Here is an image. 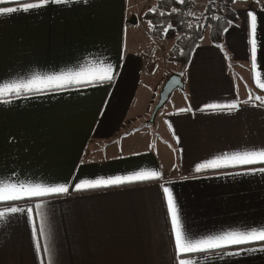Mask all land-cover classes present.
I'll return each mask as SVG.
<instances>
[{"label": "crops", "instance_id": "0c3cea01", "mask_svg": "<svg viewBox=\"0 0 264 264\" xmlns=\"http://www.w3.org/2000/svg\"><path fill=\"white\" fill-rule=\"evenodd\" d=\"M251 2L236 9L237 22L221 43L205 39L182 74L170 71L150 100L144 91L158 63L154 72L145 71V45L142 36L136 43L131 28L151 7L146 0H69L0 16V81L87 73L101 68L102 61L114 67L108 83L22 93L0 103V181L69 186L65 194L0 202V210L25 209L0 224V264H178L180 258L193 264H264V241L178 257L163 192L171 190L192 238L264 226V172L259 170L264 164L195 171L216 156L264 146V90L256 82H264V2ZM248 12L257 17L255 71ZM166 33L163 40L173 39L172 29ZM172 74L184 85L175 105L155 119L154 134L137 131L133 127L140 120L150 124ZM232 101L239 110L205 108ZM145 169L159 171L162 178L75 188L82 179ZM37 203L47 218L51 253L37 250V243H46L39 235Z\"/></svg>", "mask_w": 264, "mask_h": 264}, {"label": "snow or ice", "instance_id": "6c2138e0", "mask_svg": "<svg viewBox=\"0 0 264 264\" xmlns=\"http://www.w3.org/2000/svg\"><path fill=\"white\" fill-rule=\"evenodd\" d=\"M69 0H0V5L15 4L16 6L0 7V16H7L18 11L28 12L29 10L39 9L52 4H66ZM86 2V0H85ZM181 3L184 0H180ZM258 2V0H257ZM151 10V9H150ZM250 25V45H251V62L253 71L257 67V17L254 12L247 13ZM264 47V43H262ZM97 70H89L87 73L81 69L77 72H61L55 75L41 76L33 74L29 78H11L0 81V103H8L9 97H19L22 93L40 92L52 88H64L71 85L81 84H103L111 82L114 78V67L111 63H104ZM259 88L264 90V82L256 81ZM251 99V97L249 98ZM259 99V97H257ZM239 104L236 101L230 103H212L205 105L207 109H222L231 111L239 110ZM185 111L184 109L180 110ZM171 127V125H170ZM178 139V138H177ZM264 164V146L256 150H246L242 152H234L231 155L216 156L212 159L205 160L196 165L195 171L200 172L204 169H217L221 167L235 165H253ZM264 172V168L259 169ZM162 178V174L157 170H141L134 171L128 176H115L107 179H82L75 185L77 191L94 189L98 187L119 186L123 183L143 182L147 180H158ZM69 191L66 183H28L23 182L11 183L0 181V202L16 201L21 199L43 198L50 195L65 194ZM165 198L167 200L168 213L171 218L172 233L174 236V247L177 256L192 254L196 252H206L209 250L219 249L232 245H243L253 241H264V226L252 228L249 231H230L216 236H207L203 238H192L184 229V225L179 214V209L171 190L167 187L163 188ZM43 205L37 203L35 205L36 215L41 217V227L39 235L44 236L46 243L41 246L37 243V250L43 247L45 253H51L49 243V234L45 232V223L47 218L41 212ZM25 209L10 206L4 210H0V224L6 223L9 214L24 212ZM29 218L32 219L33 210L27 209ZM33 235H37L35 224L33 225ZM238 254V253H237ZM178 264H193L190 259L180 258Z\"/></svg>", "mask_w": 264, "mask_h": 264}, {"label": "trees", "instance_id": "16d2710c", "mask_svg": "<svg viewBox=\"0 0 264 264\" xmlns=\"http://www.w3.org/2000/svg\"><path fill=\"white\" fill-rule=\"evenodd\" d=\"M237 1L240 0H157L155 8L146 11L141 19L149 24L153 39L163 40L167 30H173L174 42L166 62L181 75L197 46L205 39L218 45L225 31L237 22Z\"/></svg>", "mask_w": 264, "mask_h": 264}, {"label": "rangeland", "instance_id": "374dc122", "mask_svg": "<svg viewBox=\"0 0 264 264\" xmlns=\"http://www.w3.org/2000/svg\"><path fill=\"white\" fill-rule=\"evenodd\" d=\"M257 1V0H254ZM142 2V1H140ZM259 3H263L264 0H258ZM146 3L149 5L151 4V7H147L143 10V14L145 11H150V9L152 10L155 5H156V0H146ZM254 4L251 2V0H240L237 1L234 8L236 9H240L243 7H246L248 5ZM143 9V8H142ZM141 8H139V13L142 10ZM137 13V12H136ZM139 15L138 20H133L132 22V29L135 28L136 29V33H134V36L138 39L142 36L141 42L145 45L144 47V51L142 50L141 54L143 57H145V71H150L151 68L154 66V64L157 62L158 65L157 66V74L150 76L149 81H147L146 85H147V89H145L144 93H146L147 95L146 98L149 97V100L151 98L152 93H154L155 91L159 92V85L161 84V79L163 77H165L170 71H172L173 69H175L174 65H171L169 63L166 62V58H167V53L169 51V49L171 48L174 39H165V40H154L151 36H150V28H149V24L142 21L141 19V15ZM133 17V14H131ZM141 19V20H139ZM138 39L136 41V43L138 42ZM149 46V47H148ZM161 54V55H160ZM156 58H159L158 60ZM156 70V69H155ZM153 70H151L150 72H152ZM154 72V71H153ZM178 94L179 91H175L173 92V94L171 95L169 101L165 104V106L158 112L156 119L159 120V118L165 114L167 111L170 110V108L172 107V104L175 105V101L176 98H178ZM159 96V94H158ZM157 101V99H156ZM150 122V120H149ZM154 125V124H153ZM152 124H143V122L140 120L137 125H135V128L137 131L140 130H147L151 133L154 134L155 132V128ZM136 138V137H135Z\"/></svg>", "mask_w": 264, "mask_h": 264}, {"label": "water", "instance_id": "95a60500", "mask_svg": "<svg viewBox=\"0 0 264 264\" xmlns=\"http://www.w3.org/2000/svg\"><path fill=\"white\" fill-rule=\"evenodd\" d=\"M184 85L182 83V79L177 74H172L163 84L161 91L158 96V102L154 107L150 118V124H153L158 112L165 106V104L169 101L173 92L177 90H183Z\"/></svg>", "mask_w": 264, "mask_h": 264}]
</instances>
